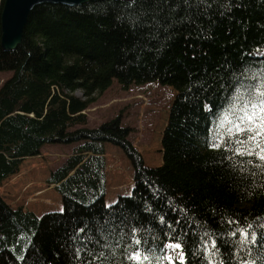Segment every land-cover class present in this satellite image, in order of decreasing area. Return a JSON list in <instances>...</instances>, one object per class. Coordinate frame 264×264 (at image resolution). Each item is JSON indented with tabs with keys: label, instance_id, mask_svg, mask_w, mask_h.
<instances>
[{
	"label": "trees",
	"instance_id": "obj_1",
	"mask_svg": "<svg viewBox=\"0 0 264 264\" xmlns=\"http://www.w3.org/2000/svg\"><path fill=\"white\" fill-rule=\"evenodd\" d=\"M177 3L42 2L30 10L20 43L0 48V71H10L0 82V182L42 146L75 142L45 178L60 209L36 215L0 196V264H134L136 240L149 256L140 264H181V255L164 256L166 244L176 243L183 264H264V162L237 156L239 145L227 142L237 139L227 115L237 89L264 90V55L255 53L264 48V0H206L171 13ZM153 11L160 26H142ZM141 12L148 16L133 27L129 18ZM186 13L183 23H165ZM112 79L175 90L160 164L141 162L118 116L75 126ZM105 141L133 167L129 191L109 203ZM245 232L260 243L245 242Z\"/></svg>",
	"mask_w": 264,
	"mask_h": 264
},
{
	"label": "rangeland",
	"instance_id": "obj_2",
	"mask_svg": "<svg viewBox=\"0 0 264 264\" xmlns=\"http://www.w3.org/2000/svg\"><path fill=\"white\" fill-rule=\"evenodd\" d=\"M264 55V48L255 52ZM254 54V53H253ZM10 71H0V82ZM175 90L157 81L130 83L122 87L115 79L102 91L94 92V100L83 110L85 123L75 126L94 127L118 116L120 123L129 128L127 139L142 163H161L160 137L167 111ZM82 97L80 90L73 92ZM74 143H52L42 146L40 152L23 158L17 171L0 182V196L11 207L21 206L36 215L61 208L60 195L52 184L45 181L50 169L56 166ZM105 193L104 201L112 202L115 196L129 191L133 180V167L123 149L108 141L103 142ZM172 252V253H171ZM180 257L174 244H166L164 256ZM171 261V260H169Z\"/></svg>",
	"mask_w": 264,
	"mask_h": 264
},
{
	"label": "snow or ice",
	"instance_id": "obj_3",
	"mask_svg": "<svg viewBox=\"0 0 264 264\" xmlns=\"http://www.w3.org/2000/svg\"><path fill=\"white\" fill-rule=\"evenodd\" d=\"M162 2L167 5V0H162ZM206 0H195L193 3L192 0H178V3L170 8L171 13L175 11L183 4L186 9H191L197 7L202 3H205ZM138 0H127V5L131 7L134 4H137ZM160 13L153 11L151 13V21L147 19L144 20L142 26L146 27H157L160 26V20L158 16ZM148 13L141 12L139 16L130 17V22L133 27L141 25V17H147ZM165 23L169 26L183 23L185 19H188V15L181 17L179 20L175 19L173 15L165 17ZM227 115L235 118V136L237 139L232 140L228 139V143H235L239 147L235 148V154L237 156H248L253 157L258 161L264 162V147L261 146V140L264 139V90L260 89H249L244 93H241L237 89L236 94L232 98V102L229 104L227 109ZM228 132L231 133L232 129L229 128ZM243 134V135H241ZM211 147H220L219 144H211ZM251 163V161H249ZM260 167V165H256ZM250 227V226H249ZM233 235H237L233 233ZM245 242H248L250 236V243L256 245L260 243L258 237L255 234H250L248 232L244 233ZM136 248L134 251V256L130 257L134 261V264H140L141 260L147 262L149 256L140 252L139 246L142 241L136 240ZM264 246V245H262ZM175 249H181V243H176L174 245ZM212 248L215 250L217 248V243L213 241ZM79 252V250H77ZM147 251V250H145ZM181 264H183V251H181ZM218 264H225L223 260L219 261ZM244 264H249L248 261H245ZM251 264H256V261H252Z\"/></svg>",
	"mask_w": 264,
	"mask_h": 264
},
{
	"label": "water",
	"instance_id": "obj_4",
	"mask_svg": "<svg viewBox=\"0 0 264 264\" xmlns=\"http://www.w3.org/2000/svg\"><path fill=\"white\" fill-rule=\"evenodd\" d=\"M86 1L90 0H1L0 48L11 50L20 43L27 16L35 5L42 2L74 5Z\"/></svg>",
	"mask_w": 264,
	"mask_h": 264
}]
</instances>
